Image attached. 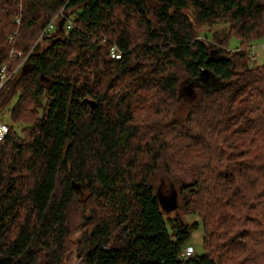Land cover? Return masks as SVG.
<instances>
[{
	"label": "trees",
	"instance_id": "trees-1",
	"mask_svg": "<svg viewBox=\"0 0 264 264\" xmlns=\"http://www.w3.org/2000/svg\"><path fill=\"white\" fill-rule=\"evenodd\" d=\"M255 39L264 0H0V264H264ZM160 176L200 221L165 215Z\"/></svg>",
	"mask_w": 264,
	"mask_h": 264
},
{
	"label": "rangeland",
	"instance_id": "rangeland-1",
	"mask_svg": "<svg viewBox=\"0 0 264 264\" xmlns=\"http://www.w3.org/2000/svg\"><path fill=\"white\" fill-rule=\"evenodd\" d=\"M228 28V23L225 21H218L214 25H202L199 29L203 31H208V32H215L217 31L219 34L222 32L227 31ZM51 33H54V28L50 30ZM202 34V33H201ZM202 36V35H201ZM239 40L233 36L230 39L229 42V48L230 49H235L239 45ZM250 51L252 52V49L254 50V54L251 53L252 57V62L256 64H261L264 63V40L262 39H255L253 42H251V45L249 46ZM184 81V80H183ZM205 86L209 89L216 88L219 85L218 80L215 77H210L205 81ZM196 84L193 83V81H186L181 85V92L180 95L183 97V106H186L190 101H192V98H184V97H189V94H186L185 92L190 91V89H193V91L197 90L196 89ZM155 180V184L157 185V192L159 196H161L162 201L166 202V205L169 207H165V211L167 212L168 208L170 209L172 205L171 204V197L173 198L176 196V204L177 208L173 209L172 211H169L165 213L167 217H177L183 222H192V221H200V218L192 213V214H187L184 209L181 208V198L179 195H176L174 186H171L172 184L170 179L166 176H160L157 177ZM175 194V195H174ZM161 201V204H162ZM164 205V206H166ZM173 207V206H172ZM81 234V229H76L75 232L72 235V238L76 240ZM203 228L202 225L198 227L195 231H193L191 237L187 241L186 245L184 246L185 248H191L193 250L194 254H199L204 252V246H203ZM79 259L76 257H73L71 262L69 264H78Z\"/></svg>",
	"mask_w": 264,
	"mask_h": 264
},
{
	"label": "built area",
	"instance_id": "built-area-1",
	"mask_svg": "<svg viewBox=\"0 0 264 264\" xmlns=\"http://www.w3.org/2000/svg\"><path fill=\"white\" fill-rule=\"evenodd\" d=\"M57 15L54 17V19H52L47 26L45 27V29L43 30V32L45 31H50L55 27V23H56V19H57ZM12 52H15L17 55H22L21 51H17L15 49H12ZM252 54H254V50L252 49ZM110 55L111 57H115V58H119L121 55L120 50L117 48L116 45H113L111 47L110 50ZM21 64L18 65L16 67V69L14 70V72L16 70H18L20 68ZM13 74V72L10 71L9 69V65L7 62H4L1 64L0 66V89L1 87L9 80V78L11 77V75ZM9 131V126L6 122H3L0 120V140H3L5 138V136L7 135ZM194 256L193 250L191 248H185L183 249V251L181 252V257L182 258H189Z\"/></svg>",
	"mask_w": 264,
	"mask_h": 264
},
{
	"label": "water",
	"instance_id": "water-1",
	"mask_svg": "<svg viewBox=\"0 0 264 264\" xmlns=\"http://www.w3.org/2000/svg\"><path fill=\"white\" fill-rule=\"evenodd\" d=\"M61 24H62V22L59 21V22H58V25L61 26ZM201 74H205L207 77H208V76L210 77V71H209L208 69H204V70H202V71H201ZM197 83H198V82H197ZM75 186H76L77 188H80V184H75Z\"/></svg>",
	"mask_w": 264,
	"mask_h": 264
},
{
	"label": "bare ground",
	"instance_id": "bare-ground-1",
	"mask_svg": "<svg viewBox=\"0 0 264 264\" xmlns=\"http://www.w3.org/2000/svg\"><path fill=\"white\" fill-rule=\"evenodd\" d=\"M114 58V57H113Z\"/></svg>",
	"mask_w": 264,
	"mask_h": 264
}]
</instances>
